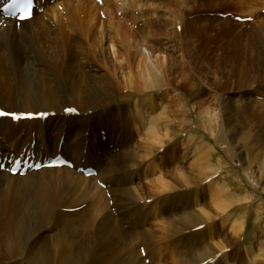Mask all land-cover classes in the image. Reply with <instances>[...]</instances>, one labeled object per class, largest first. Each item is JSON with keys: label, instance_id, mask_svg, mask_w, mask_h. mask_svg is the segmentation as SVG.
Here are the masks:
<instances>
[{"label": "bare ground", "instance_id": "bare-ground-1", "mask_svg": "<svg viewBox=\"0 0 264 264\" xmlns=\"http://www.w3.org/2000/svg\"><path fill=\"white\" fill-rule=\"evenodd\" d=\"M118 1L39 0L42 10L23 22L0 14V106L48 113L17 121L0 117V264H146V257L154 264H167L171 257L174 264H229L214 241L211 213L201 205L198 184L220 171L212 162L215 148L197 144L194 134L193 150L187 152L183 144L187 111L180 88L192 85L189 75L199 62L213 61L215 49L208 45L213 36L207 34L201 45L192 30L194 40L187 42L172 21L174 39L161 41L153 23L166 19L174 1L128 0L129 7L141 5L146 23L137 37L119 19L100 18L103 9L111 14L103 3L113 7ZM188 1L193 0L183 3ZM216 46L230 66L216 86L228 89L237 73L236 82L244 87L248 60L240 47L234 46L231 55L225 44ZM178 51L188 59L179 60ZM195 91L205 89L198 82ZM119 95L130 100L117 105ZM254 102L247 106L254 107L264 126V100ZM206 104L201 100L192 110L198 108L200 118L212 121ZM263 136L264 128L245 133L248 161L256 159L261 146L263 155ZM223 147L232 151L231 145ZM165 151L170 174L161 158ZM57 153L74 167L42 168L24 176L7 171L9 158L29 154L44 160ZM188 154L196 168L186 172ZM260 164L263 175L264 160ZM87 166L97 175L78 170ZM137 177L146 193L136 185ZM88 197L93 202L86 211H66ZM229 198L217 201L221 209L233 201ZM151 217L152 228L146 226Z\"/></svg>", "mask_w": 264, "mask_h": 264}, {"label": "rangeland", "instance_id": "rangeland-1", "mask_svg": "<svg viewBox=\"0 0 264 264\" xmlns=\"http://www.w3.org/2000/svg\"><path fill=\"white\" fill-rule=\"evenodd\" d=\"M111 1L116 2V0ZM173 1L175 3L173 9H167L164 14V18L167 20L161 18L160 22L158 18L153 23L154 27H158L155 28L159 30H165L169 27L166 30L167 32H160L158 30V39L161 41L171 37V39H174V34H171L174 28L171 26H173L172 21H176L177 24L175 23V26L180 38H185L187 42L190 39L194 40L192 34V30H194L196 31L195 34H199V37L196 39L200 40L199 43L202 45L209 39L206 35L211 34L213 39L208 40V45L214 46L215 49V57L211 61L212 63L206 59H203L201 63L199 62L196 70L193 69L191 73L189 72L192 85L188 84L180 88L184 91L183 95L185 96L187 111V125L184 129L183 139L184 148L186 147L185 150L189 152L195 148V144L190 142V135L194 134L193 141L195 140L197 144L198 142L205 143L212 146V149L215 148V150L211 151L212 162L214 165L220 167L218 173L207 176L199 181L198 184L201 185V205L211 213L209 223L213 230L214 241L216 243L220 242V249L225 253L229 264H263L264 174L260 173L259 168L261 167V161L264 160V153L262 155L261 150H263V147L261 146L258 150H255L258 152H255L256 159L251 162L248 161L249 152L244 136L250 128H253V132L255 133L263 131L264 128L259 117L254 116V107L247 106L248 103L256 100H264V12L262 11L264 0H193L187 3H183V0ZM103 5L108 10H111V14L106 9H103L100 15L102 20L107 21L111 17L117 18L122 21L123 29L127 28L134 31L136 33L134 35L137 37L141 32L142 24L146 26V23L143 21L140 4L129 7L128 0H119L118 6L114 4L111 7L105 3ZM237 16L247 17L248 19L241 21L237 19ZM133 17L135 19L130 20ZM163 32L164 34L162 35ZM126 36H128L127 33ZM110 42L111 40L109 39L107 45ZM219 43L225 44L226 49H229L231 55H234V46L240 47L243 52L242 58L246 57L248 60L245 72L249 80L246 83L247 85L244 83V87L238 86L236 81L239 79V75L237 73L234 74L232 85L228 89L216 86L218 81H225L227 69H230L226 68L230 67L226 62L221 61V50L216 46ZM154 44H157V42ZM177 55L179 56V60L188 59L180 51L177 52ZM196 82H199L204 87V92L199 94L195 91ZM174 84L177 85L178 82L175 81ZM193 89L195 92L192 91ZM171 94H175V92L172 91ZM228 96L232 97L235 103L229 104V101L225 100ZM129 100L130 98L119 95L115 98L114 102L117 105H122ZM201 100L207 103L206 106L209 107L211 114L213 111L212 121H208L207 116L200 118L198 108L192 110L196 103ZM220 134L221 138L218 139L217 136ZM136 141L138 142V139ZM230 145L232 151H225V147L223 146ZM233 150L235 154L231 157ZM168 154L169 152L165 151L161 158L164 161L167 160L163 164H165V168H168L166 171L168 170L170 174L172 172V165ZM190 156L183 161L186 172L196 168V164L190 161ZM171 178L172 176L168 175V179ZM141 180L137 177L135 179L136 185L142 187L144 180ZM142 188L141 192L146 193L144 186ZM225 195L227 196L225 197ZM222 197L224 199L227 197L233 198V201L227 206L228 209L225 207L226 210L224 211L223 209L225 208L221 209L219 207V202L223 200ZM92 202V197L82 199V206L73 207L69 210L66 209V211H86ZM171 217H174V214H171ZM79 222L80 220L78 224ZM154 223L156 221L151 217L146 226L152 228ZM83 227L85 228V226ZM175 260V257H171L167 264H174ZM150 261V258L146 257V264H154ZM175 264L182 263L176 261Z\"/></svg>", "mask_w": 264, "mask_h": 264}, {"label": "snow or ice", "instance_id": "snow-or-ice-1", "mask_svg": "<svg viewBox=\"0 0 264 264\" xmlns=\"http://www.w3.org/2000/svg\"><path fill=\"white\" fill-rule=\"evenodd\" d=\"M8 7L19 12L22 19H29L32 15L33 0H12V3ZM4 115H7V113L0 112V116ZM15 118L20 119L19 116H15Z\"/></svg>", "mask_w": 264, "mask_h": 264}]
</instances>
